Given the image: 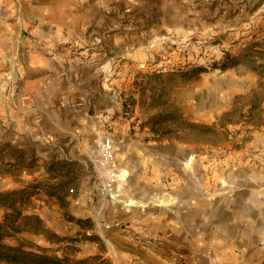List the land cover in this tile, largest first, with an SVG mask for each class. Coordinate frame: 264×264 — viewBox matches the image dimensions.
Segmentation results:
<instances>
[{
  "label": "crops",
  "instance_id": "obj_1",
  "mask_svg": "<svg viewBox=\"0 0 264 264\" xmlns=\"http://www.w3.org/2000/svg\"><path fill=\"white\" fill-rule=\"evenodd\" d=\"M261 12L264 0H0V85L22 37L16 94L0 97V193L46 181L53 159L76 164L121 140L128 154L125 166L118 162L121 183L139 169V181L159 192L119 194L125 203L108 221L120 227L107 231L96 212L76 208L86 196L68 207L96 225L92 232L112 264H264V122L231 126L248 138L228 147L226 158L217 147L136 140L150 134L141 128L139 89L151 72L141 65L157 54L182 60L178 39L239 38L226 46V70L184 82L172 95L188 121L214 126L235 97L258 89L264 38L251 43L237 30ZM127 101L136 112L130 119L119 114ZM261 108L264 118V101ZM110 124L119 127L110 133ZM133 153L141 155L136 163ZM36 212L53 231L73 237L72 223L53 220L46 207ZM79 248L77 258L100 253L94 242Z\"/></svg>",
  "mask_w": 264,
  "mask_h": 264
},
{
  "label": "trees",
  "instance_id": "obj_2",
  "mask_svg": "<svg viewBox=\"0 0 264 264\" xmlns=\"http://www.w3.org/2000/svg\"><path fill=\"white\" fill-rule=\"evenodd\" d=\"M229 59L221 63V69L226 70ZM198 72V71H197ZM260 82L258 89L246 96L235 97L241 104L240 108L233 107L231 111L224 113L222 119L229 124L235 114H239L244 123L260 126L264 122L261 103L264 101V72H259ZM154 99H150L151 107ZM144 104V103H143ZM169 121L172 126L161 129L163 124ZM148 130L155 134L156 139H182L183 132L201 128L212 132L214 126L192 124L184 120L180 115L167 113L163 116L153 117L147 124ZM224 129V127H222ZM75 164L63 160L53 159L45 164L47 180L29 184L21 189L0 193V263L2 264H112L111 260L102 253L104 247L101 239L94 234L88 236L86 231L94 230V223L90 219L75 218L68 212L72 194L77 191L76 175L73 173ZM31 167V164L29 165ZM43 195L45 198H40ZM41 199V200H40ZM54 200L62 211L66 222L75 224L83 234L79 237L61 236L53 231L46 222L37 214L40 208L37 202ZM37 201V202H36ZM26 237L39 238L48 247L26 240ZM94 242L100 248V254L85 258H77L80 251V243ZM57 247L61 251L58 255L50 250Z\"/></svg>",
  "mask_w": 264,
  "mask_h": 264
},
{
  "label": "rangeland",
  "instance_id": "obj_3",
  "mask_svg": "<svg viewBox=\"0 0 264 264\" xmlns=\"http://www.w3.org/2000/svg\"><path fill=\"white\" fill-rule=\"evenodd\" d=\"M226 56L229 59V53H226ZM207 58H215V54L210 53ZM225 59V58H224ZM224 61V60H223ZM222 61V62H223ZM211 69L205 70V69H198V70H188V72L185 73H162V74H155L151 73L147 75L146 78L143 77L141 80L145 81V86H141L139 89L140 92V98H141V105L144 108L142 119L144 120L141 124V128H146L148 130L147 124L150 123V120L153 117L157 116H163L167 113H175L177 115H180L184 120H186L189 123L202 125L198 123H193L188 121L183 114V109L178 104L174 102L172 99V95L176 92V89L180 87V85L184 82L191 83L194 81L199 80L202 75H209V74H221L220 72H223L224 70H221L220 72L213 71V67L216 65L214 63H210ZM198 71V72H197ZM172 75V76H170ZM139 79V77H136ZM142 82V81H141ZM16 94V93H15ZM238 97V96H237ZM150 99H154L153 105L150 107L148 105V102ZM144 103V104H143ZM126 106L123 107L122 111L119 112V114L122 116V118H133L136 116V112L134 109V105L131 101H127ZM241 104L236 100L233 99L232 108H240ZM231 108V110H232ZM230 110V111H231ZM222 114L217 122L216 125H214V130L212 132H206L202 130L201 128H194L187 130L182 133L180 136L182 139H156V136L154 133L150 132L149 130V137H144L142 139H136L137 141H140L141 144H147L151 142L150 140H156V141H164V140H173L179 143H189L192 145H200L204 146L206 148L199 147L201 151L204 150H211V147H217V151H220L218 153V156L221 158L228 157V153L230 149L228 147H231L232 149H238L239 147H242L243 143L247 141V135L244 130H234L231 126V124L228 123L227 120L222 119ZM232 122L235 123V125L242 124L243 120L240 119L239 114H235L232 119ZM136 120L132 119L130 124L131 126H134L135 129L138 127L136 126ZM172 126L171 122L166 121L161 129L169 128ZM119 125L110 124L109 131L112 133L114 129H117ZM224 127V129L222 128ZM247 132V131H246ZM133 140H135L133 138ZM122 142L121 140H113V150L115 151L118 162L125 166L127 163V153H125V149L123 146H121ZM100 152H93L89 154V157L82 158L80 162L76 163L73 168V173L77 176L76 177V183H77V191L74 190L72 193L74 195V198L71 200H76L80 198L82 195L86 196V202L79 203L76 205V208L80 210H87L92 211L93 213H97L100 218V224H108L110 225V229L112 228H119L118 225H112L108 218H112L113 215H115L118 211L119 206L124 205V199L120 197H116L114 199H111L107 197L101 189V184L97 178V175L94 170V162L99 157ZM141 155H136L135 153L132 154L133 162L136 163L140 159ZM123 168V167H122ZM121 168V169H122ZM140 170L139 169H133V172L131 175V178L127 179L124 183H118L116 188L114 187V191L117 195H121L122 193H125L124 195L126 198L134 199L135 197L138 198L140 196H148L149 194H154L156 192H159V187L147 183H142L139 181L138 174ZM146 173H149L148 171ZM175 180H173L174 182ZM141 182V183H140ZM176 182V181H175ZM170 183V181H168ZM166 184V182H165ZM161 190V189H160ZM40 198H44L43 195L40 196ZM127 202V201H126ZM71 203V202H70ZM41 207H46L48 210H50V217L57 221L65 219L63 218L62 211L58 207L57 204H55V208H53L54 203H49V201H45L44 203H36ZM57 212H59V215H57ZM2 216V212H0V218ZM50 218V219H51ZM80 218V217H75ZM64 219V220H63ZM83 219V218H80ZM88 219V218H87ZM91 220V219H90ZM67 223V222H66ZM54 226L53 228L56 230H60L62 226H59L56 223H52ZM117 226V227H116ZM99 227V225L97 226ZM96 228V225L94 224V229ZM101 228V227H100ZM105 230V229H104ZM73 231L69 232L71 236L79 237L81 234H83V231H81L75 224L71 225V229L67 230ZM107 231V230H106ZM26 240H30L34 243H38L39 245L43 247H48L45 245L39 238H31L26 237ZM130 242L135 241L134 237L129 239ZM102 243V242H101ZM103 245V244H102ZM104 247V245H103ZM98 251H100V248L98 247ZM52 252H55L58 250L57 247L53 246L50 248ZM105 251V247H104ZM58 255L61 254V251L56 252ZM101 253V252H100ZM99 252H96V254H100ZM94 254V255H96ZM91 256V255H89Z\"/></svg>",
  "mask_w": 264,
  "mask_h": 264
},
{
  "label": "built area",
  "instance_id": "obj_4",
  "mask_svg": "<svg viewBox=\"0 0 264 264\" xmlns=\"http://www.w3.org/2000/svg\"><path fill=\"white\" fill-rule=\"evenodd\" d=\"M237 32L240 34L247 32L251 43H256L264 38V12L253 16L245 25L241 26ZM238 39L239 38L231 34H227L221 39L197 37L178 39V41L176 40L174 42V47L183 49L184 54H181L183 57L182 60L173 62L168 57L157 54L151 61H147L146 64L141 65V68L155 74H181L188 72L190 69L210 70V63H214L216 66L212 68L213 71L220 72L222 70L220 65L225 58V54L228 53L226 46L228 44H233ZM21 40L22 37L19 36L17 38V48L10 57L8 69L0 85V97L5 100L15 96L16 86L21 79L19 50ZM210 53L215 54L214 59L207 58ZM2 89L3 92H1ZM22 101L23 104L26 105L27 97H23ZM245 155L247 157H252L254 153L252 151H246ZM94 170L101 184L102 192L111 199L118 197L114 191V187L116 188L118 183L122 182L121 171L116 154L109 142H106L101 148L99 157L94 162ZM110 227V225L105 224L103 229L108 230ZM92 234V231H86V235L90 236Z\"/></svg>",
  "mask_w": 264,
  "mask_h": 264
},
{
  "label": "bare ground",
  "instance_id": "obj_5",
  "mask_svg": "<svg viewBox=\"0 0 264 264\" xmlns=\"http://www.w3.org/2000/svg\"><path fill=\"white\" fill-rule=\"evenodd\" d=\"M122 174H123V175H126V173H125V172H122ZM123 175H122V176H123Z\"/></svg>",
  "mask_w": 264,
  "mask_h": 264
}]
</instances>
